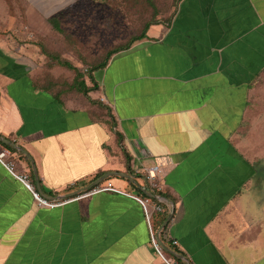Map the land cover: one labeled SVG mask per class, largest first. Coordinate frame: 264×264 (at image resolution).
I'll return each mask as SVG.
<instances>
[{"label": "crops", "instance_id": "obj_1", "mask_svg": "<svg viewBox=\"0 0 264 264\" xmlns=\"http://www.w3.org/2000/svg\"><path fill=\"white\" fill-rule=\"evenodd\" d=\"M20 1L43 16L69 5ZM257 2L181 0L169 25L94 72L83 100L36 89L0 43V152L45 197L72 199L39 207L0 162V264H168L132 197L145 196L155 166L166 259L264 264V162L239 140L264 102ZM98 185L118 192L77 199Z\"/></svg>", "mask_w": 264, "mask_h": 264}, {"label": "rangeland", "instance_id": "obj_2", "mask_svg": "<svg viewBox=\"0 0 264 264\" xmlns=\"http://www.w3.org/2000/svg\"><path fill=\"white\" fill-rule=\"evenodd\" d=\"M180 2L69 0L66 8L43 16L39 10L25 8L20 0H0V43L28 64L38 87L83 100L87 96L72 89L77 73L84 74L78 80L88 84L92 69L108 63L116 55H111L113 51L131 43L148 24L172 20ZM252 6H259L257 0ZM260 80L258 85L264 88V74ZM255 110L239 140L245 146L254 145L255 157L263 163L264 102Z\"/></svg>", "mask_w": 264, "mask_h": 264}, {"label": "built area", "instance_id": "obj_3", "mask_svg": "<svg viewBox=\"0 0 264 264\" xmlns=\"http://www.w3.org/2000/svg\"><path fill=\"white\" fill-rule=\"evenodd\" d=\"M11 156V152L9 150H4L0 152V162L7 168L9 173L19 182H21L33 195V198L37 205L41 208H54L64 205L65 203L71 201L72 199H67L66 201H57L54 199H50L45 197L39 191L36 190L33 183L30 180V177L26 173H17L15 171V167L12 162H8L6 160L7 157ZM162 171L159 166H155L147 169L146 171V181L148 184L147 190L144 192L145 196H132L142 207L145 215V220L149 229L150 242L154 247L155 251L159 254V256L166 261L168 264H173V262L165 257V251L162 246L161 237L165 236L167 232V228H160L157 230L154 229L152 225V217L155 213H165L166 208L163 204V201L154 197V190H159L158 181L161 178ZM149 189V190H148ZM114 191L118 192V190L114 189L111 185L102 186L98 185L87 190L85 193H82L77 199L91 196L94 193L99 192H108ZM76 199V200H77ZM168 234V233H167ZM169 235V234H168ZM169 240H171V244L177 245V242L173 240L170 236ZM160 238V239H159Z\"/></svg>", "mask_w": 264, "mask_h": 264}, {"label": "trees", "instance_id": "obj_4", "mask_svg": "<svg viewBox=\"0 0 264 264\" xmlns=\"http://www.w3.org/2000/svg\"><path fill=\"white\" fill-rule=\"evenodd\" d=\"M171 22V20H169L168 22L166 23H159V22H155V24H148L145 29H144V32L140 35V36H137L135 38H133V40L131 41V43L127 44L125 47L123 48H120L119 50H115L111 53V55H114V54H118L120 52H124V51H127L129 50L136 42L138 41H141L143 39H145L147 37V32L149 30V28L153 25H157V24H165V25H169V23ZM60 65H63V66H66L68 68H71L72 69V66H70L69 64H60ZM107 65V63H103V64H99V66H96L94 69L91 70V73L89 74V81L90 83L94 84L95 83V80H94V77H93V74L95 71H98L99 69H102L104 68L105 66ZM79 78H83L84 79V74L82 75L81 73H77V76H76V79H75V83L73 84V86L75 88H72L74 91H76L78 94L80 95H84V96H87V94L92 91L94 88L93 87H88L86 82L85 81H79L78 79ZM35 88L36 89H39V90H44V91H47L49 92L50 94H54L53 96H57L58 99L59 97L61 96H66L65 94H61L60 92H54L51 90V88H48V87H38L36 84H35ZM53 88V87H52ZM145 216V215H144ZM167 219V213H155L152 217V225L154 227L155 230H158L160 229V224L165 221ZM160 226V227H159ZM159 227V228H158Z\"/></svg>", "mask_w": 264, "mask_h": 264}, {"label": "water", "instance_id": "obj_5", "mask_svg": "<svg viewBox=\"0 0 264 264\" xmlns=\"http://www.w3.org/2000/svg\"><path fill=\"white\" fill-rule=\"evenodd\" d=\"M38 189L40 190V187L37 185ZM42 193V192H41Z\"/></svg>", "mask_w": 264, "mask_h": 264}]
</instances>
